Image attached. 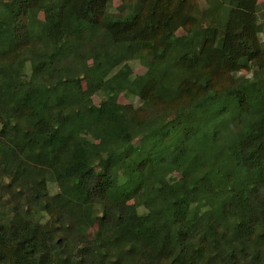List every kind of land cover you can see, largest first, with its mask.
I'll use <instances>...</instances> for the list:
<instances>
[{
    "label": "trees",
    "instance_id": "1",
    "mask_svg": "<svg viewBox=\"0 0 264 264\" xmlns=\"http://www.w3.org/2000/svg\"><path fill=\"white\" fill-rule=\"evenodd\" d=\"M260 11L0 0V264H264Z\"/></svg>",
    "mask_w": 264,
    "mask_h": 264
},
{
    "label": "rangeland",
    "instance_id": "2",
    "mask_svg": "<svg viewBox=\"0 0 264 264\" xmlns=\"http://www.w3.org/2000/svg\"><path fill=\"white\" fill-rule=\"evenodd\" d=\"M205 1V0H204ZM115 3L117 4L118 1H115ZM260 6H261V11H260V17H261V21L264 23V0H259ZM263 36H264V26H263ZM243 73L246 75H251L250 72L248 71H243ZM121 100L123 102H127V99L124 96H121Z\"/></svg>",
    "mask_w": 264,
    "mask_h": 264
}]
</instances>
